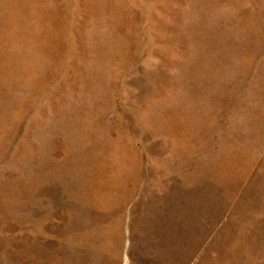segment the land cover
I'll list each match as a JSON object with an SVG mask.
<instances>
[{"label": "rangeland", "instance_id": "rangeland-1", "mask_svg": "<svg viewBox=\"0 0 264 264\" xmlns=\"http://www.w3.org/2000/svg\"><path fill=\"white\" fill-rule=\"evenodd\" d=\"M0 264H264V0H0Z\"/></svg>", "mask_w": 264, "mask_h": 264}]
</instances>
